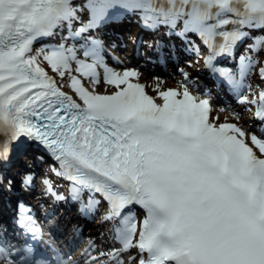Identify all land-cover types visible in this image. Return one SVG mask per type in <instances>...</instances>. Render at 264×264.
Listing matches in <instances>:
<instances>
[{
    "label": "bare ground",
    "instance_id": "1",
    "mask_svg": "<svg viewBox=\"0 0 264 264\" xmlns=\"http://www.w3.org/2000/svg\"><path fill=\"white\" fill-rule=\"evenodd\" d=\"M192 76V74H191ZM143 82L146 83V86L148 88L149 92H157L158 88H165L166 86H176L178 84H182L183 81L188 80L184 75L181 74H176L174 77H167L163 73L160 74H145L140 78ZM216 113L221 117L222 120L226 119L228 117V113L223 112L219 109L216 110ZM238 121L241 123H244L246 120L243 118H237ZM62 223L65 224V221L62 220ZM105 233L100 232L97 236V239L100 237L105 238ZM99 243V241H96Z\"/></svg>",
    "mask_w": 264,
    "mask_h": 264
}]
</instances>
